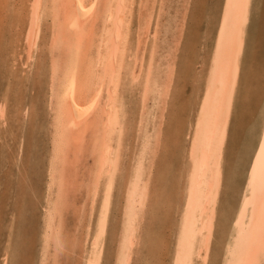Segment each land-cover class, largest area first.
<instances>
[{
    "label": "bare ground",
    "instance_id": "6f19581e",
    "mask_svg": "<svg viewBox=\"0 0 264 264\" xmlns=\"http://www.w3.org/2000/svg\"><path fill=\"white\" fill-rule=\"evenodd\" d=\"M137 1L139 10L135 18L137 19L136 31L133 33L138 32L136 35L138 42L134 41L136 37H131L134 45H137V48L141 42L151 40V48L159 49L160 35L149 33L157 0H32L31 9L27 7L30 9L26 32V42L31 54L29 59H32V52L37 48L43 35L42 25L45 17L49 16L52 20L50 33L52 39L50 44L51 84L50 95H46V98L49 97L50 149L46 165V192L42 207L43 225L42 223L41 225L43 229L40 226L42 229L40 242L38 240L40 255L39 258L36 256L38 264H49V262H51L50 264H60L61 256L69 255V253H78L83 264L103 263L105 244L108 245L106 240L110 238L108 236L109 225L112 222L110 218L113 217L110 216L112 200L115 198L113 193L122 172L121 162L125 159L122 160L121 155L124 150L123 142L126 132L124 120L127 113L126 104L124 105L122 102L120 87L123 76L128 75L126 73L132 68L129 67L132 61L129 62L127 59L129 53H133L135 57L133 64L136 65L137 59L139 61V63L137 62L140 67L139 73L133 79L135 81L142 80V103L144 104L142 106L145 109V105L150 99L155 111L151 121L148 120V115L144 110L139 120L137 119L139 130L136 133L138 136V141L137 139L136 141L138 147L131 158V173L127 176L124 184V194L122 193L123 198L121 197L123 200L119 202V223L117 222L119 227L111 230V234H117L119 238L113 264H132L133 262L134 250L138 243L137 234L140 231L148 200L149 183L157 158L156 154H158L161 144L160 137L164 125L162 122L165 119L166 108L170 106L173 110L169 96L175 82L176 68H178L175 66L177 59L175 60L174 50L173 54L168 52L171 59L166 60L165 68L162 69L164 72L156 68L159 67L158 64H154L156 51L153 49L149 51V55L147 54L150 60L146 62L148 64L145 67L141 62L144 54L142 53L140 57L136 58L140 52L138 53L135 48L134 52L130 51L131 47L128 50L130 33L135 20L133 7ZM163 1L159 0L160 9L158 8V11L164 8L165 2ZM170 1L172 2V0ZM192 1L181 0L179 2L181 6L175 8L172 25L170 28L168 26L166 28L167 32L171 28L173 31L179 32L173 36L172 47L174 49L181 41L180 38L189 17ZM203 1L205 2V0ZM253 1L219 0L214 8L212 7V12L216 17L214 23L211 22L210 29L212 28L211 32H214V36L211 38L212 44L208 49V58L205 60L206 62L203 60L204 71L200 76H196V82L200 83V87L196 88V102L193 105L195 110L184 119L187 120L188 125V132L185 136L186 145L182 151L185 161L183 167H179L180 170L177 174L179 176L176 179L177 185L180 186L182 183L179 187L182 198L170 264H217L213 262L217 261L214 257L218 258V264H264V105L259 129L257 134H254L256 135L255 139L248 149L247 160L245 159L246 168L243 170L245 174L243 180H240L242 186L240 184L241 188L238 187V190L236 188L238 184L234 187L236 191L233 192L232 208L224 213L226 215L230 212L228 216L223 215L226 221L223 219L224 224L222 225L226 226L227 230L222 229L221 238L218 237V240H221L218 241L220 250L218 249L215 256H212V251L215 248L213 245L217 243L218 224L216 222L220 223L217 220L220 213L218 207L224 193L225 183L229 184V181H232L229 178V164L227 163L228 139L234 111L237 108L235 107L236 101L240 91H243L240 88L243 84V88L247 85L246 82L240 87L242 82L240 80L241 78L244 80V54L247 49V40H249L252 9H254ZM203 31L200 30V32ZM250 42L252 41L250 40ZM41 50L43 49L41 48ZM170 51L172 50L170 49ZM147 57L146 59H148ZM26 60L28 61V59ZM245 69H248V66ZM18 78L20 79L19 76ZM128 81L130 80L128 79ZM128 81L126 80V82ZM126 82L125 85H127ZM128 86L130 87L131 84ZM141 87L139 86V88ZM5 101L4 99L0 101V124L3 126L6 117ZM174 112L172 111L173 115ZM149 123L151 124L149 125ZM147 128L151 129L147 130ZM86 144L89 145L88 151H84ZM87 158L92 159L89 170L85 174H79L78 180L72 181L74 174L72 170L74 172L75 169H78L79 164L83 165ZM179 168L176 167V169ZM176 169L173 170L176 171ZM226 173L229 174L226 176ZM167 181L169 180L167 179ZM234 188L232 187V189ZM80 196L85 201L78 205L77 201L81 199ZM116 199H118L117 196ZM71 209L75 210L77 214L74 220H77L79 225L83 223V227L81 226L82 235H79L77 227L80 226L78 225L75 226L74 231L72 228V233L64 229L63 215ZM114 222L116 223V219ZM14 235L11 226L8 234L9 243L4 249L2 264H13L11 252L15 249L12 250ZM21 247L23 246L21 245ZM37 247L39 249V246Z\"/></svg>",
    "mask_w": 264,
    "mask_h": 264
},
{
    "label": "rangeland",
    "instance_id": "374dc122",
    "mask_svg": "<svg viewBox=\"0 0 264 264\" xmlns=\"http://www.w3.org/2000/svg\"><path fill=\"white\" fill-rule=\"evenodd\" d=\"M157 1L159 2V0ZM180 1L172 0L171 2L170 0H166V1L164 0L163 1L165 2V4L163 3L164 8L161 9V11L160 10L158 11L160 3L157 2L154 8L152 25L149 29V33H151L152 35L155 33L156 35L157 34L160 35L159 49H155V50L151 48L152 47V42H150L151 40L141 42L140 46H138L137 48H136L137 45H134L133 38L131 37L134 38L136 37L135 38L136 40L134 39V41L135 43L138 42L136 36L138 32L133 33L134 31H136L137 19L135 18L137 17V13L139 10L138 1L137 4L133 7V16H135L133 18L135 20L133 21L132 32L130 33V42H129L130 44L128 45V50L130 47H131L130 51L132 52H134L137 49L138 53L139 52L140 53L137 54L136 58L140 57V55L143 53L144 58L142 59L141 62L142 65L144 64L145 67L148 64L146 62H149L150 60L148 53L151 49H153L154 51H156V53L154 54V64L155 65L158 64L159 67L156 68L161 70L165 68L166 60L168 61L171 59L169 53L173 54V50H174L175 60L177 59L175 62L176 63L175 66L178 67L176 68V70L179 71L178 72L176 71L175 82L173 83L169 96V99L172 102L171 105L173 106V110H171L170 106H168L169 108L168 107L166 108L165 119L162 122L164 125L162 128L163 131L161 134L162 136L160 137V141L161 144L162 143L163 144L162 146L160 144L158 149L159 150L158 154H156L157 158L155 159V166L152 171L153 178L151 177L149 183L151 188L149 187V193L147 197L148 200L146 203L147 206L145 205L140 231L137 234L138 243L136 245L137 247L134 250L132 264H170L172 245L174 241L173 239H174V234L177 230L176 228L180 216V204L182 198L180 191L181 189H179L182 183H180V186L177 185L176 179L179 176L177 175L178 171L180 170L181 167H183L185 161V158H183L182 151L185 149V145H186L185 136L186 133L188 132L187 131L188 125H187V120L184 119H186L195 110L193 105L196 102V93H197L196 91L198 87H200V83L196 82V76H200V74L204 71L202 68V66L203 67L205 66L203 62L208 58V53H209L208 49L212 44L211 38L212 36H214L213 34L214 32L213 31L211 32L212 28L210 29V26L212 24L211 22H213L216 17L215 14L212 12L213 11L212 7L214 8V6L218 3L219 0L218 1L205 0V2L203 0H193L192 1L193 4L191 5V9L189 11L190 12L189 17L186 20V24L184 28L185 32L184 31L182 32V36L180 38L181 41L179 42V44L176 46L175 49L174 47H172L173 36H175V34L177 35V33L179 32L173 31L172 28L169 30V32H167L166 28L167 26L169 28L171 27L172 25L171 21L176 12L175 8L177 6H181V3H179ZM198 1L201 2L203 1V2L199 3ZM255 1L257 2L255 3ZM31 5H32V0H0V101L4 99V101L6 100L5 102L7 103L6 104L4 102L6 105L5 106L6 117L4 119L5 125L3 126L0 124V264L3 263L4 249L9 243L8 234L10 232L11 226L13 227V235L15 234L14 241L12 242V250L14 248L15 249L11 252L13 264L16 263L38 264V258L40 255V243H39L41 238L40 233L42 232L43 229L42 207L44 206L43 198L46 192V183H45L46 167H47L46 165H47V158L50 149V144H49L50 112L48 108L49 107L48 96L50 95V84H51L50 58H52V55L50 52V44L52 42V39L50 37V33H51L52 20L50 19L49 16L45 17L42 25L43 35L41 36L40 41L38 42L37 48L34 49L32 52V59L31 58L29 59L28 57L31 54L29 52L26 42V32L29 23V11L31 9ZM27 7L30 9H28ZM253 7H254L253 17L251 19L249 35H248L249 40H247L248 41L247 49L244 54L245 65H243L244 67L243 79L245 80L247 77V80H245V82L244 80H242V78L240 80L242 81L240 87L242 86L243 83L246 84V82L247 85H245V87L243 88L244 86L243 84L242 88H240V90H243L245 92L240 91L239 98L236 101L235 107H237L238 109L236 108V110L234 111V115L231 123V127L235 129L230 127V135L228 139L227 163L229 164V168H228L230 173L229 178L232 179V181L230 180L231 182L229 181V184L225 183L224 187L226 188L227 186V188L226 189L224 188L223 190L224 193L221 196L220 204L218 207V211L220 213L218 214L217 220L220 223L216 222V224H218L217 232H216L217 243H215L214 241L215 244L213 246L215 248L212 251V256H215L216 254L215 252L216 251L218 252V249L220 250L219 247L220 242L218 243V241L221 240H218V237L220 236L221 238L222 229L225 228V230H227L226 226L224 227L222 225L224 224V220L226 221V219L223 217L228 216L229 215L228 213L230 212H228L226 215L224 213L232 208L231 205L233 204L234 201L233 192L236 191L234 187L236 186V184H238V186H236L238 190L239 185L241 184L242 186V181L240 180H243L244 178L243 175L245 173L243 170L244 168H246L245 162L247 160L248 149H250L249 147H251V143L255 139L256 135L254 134H257L256 132L259 129L258 126H260L261 115L264 105V0L263 1L254 0ZM209 13L212 15H210ZM208 15L209 17L207 18ZM21 28L25 30L23 29L21 30ZM200 30L201 31L204 30V31L200 32ZM165 33L166 35H164ZM134 34L135 36H133ZM46 38L48 39V41ZM250 40L252 42H250ZM203 42L204 43L206 42V44H204ZM41 48L43 50H41ZM170 49L172 51H170ZM23 51H25L26 54ZM165 54L168 56H166ZM44 55L45 58H43ZM146 57L148 59H146ZM134 58L135 57L133 53H129V55L127 56L129 62L132 61V63L129 66L130 68L131 67L132 68L131 69L129 68L130 70H128V73H126L129 75V77L128 75L124 74L125 77L123 76V81L121 82L122 84L120 87L123 98L122 102L124 105L126 104V107L125 106L124 107L126 108L125 110L127 113L126 119L124 120L126 127L125 139L123 142L124 150L121 155L122 157L121 159L122 160L124 158L125 159L123 162H121L123 164V165L121 164L122 175L120 174L117 180L118 184L116 183L115 186L117 188H115L113 193V197L115 198H113L112 200V206H111L112 212L110 211L111 214L110 216H113L111 217L112 219L110 218V220L112 221L111 224L109 222L110 225H109L108 236L110 238L107 236V239L109 238L108 240L110 241L106 240L107 241L106 243L108 245L105 244V251H107L106 253L108 254H106L104 251L105 258L103 257L102 264H113L114 262L113 261L115 255L114 253L116 251L119 238L116 233H115L116 235L111 234L112 232L111 230H113L112 228L119 227L118 225L119 223L118 215L120 212L119 202H122L123 200L122 198L125 187L124 184L126 182V179L128 178L127 176H129V174L131 173V164H132L131 158L133 154H135V151L137 150L138 147V142H137L138 136L136 134L137 131L139 130V127L137 125L138 120L143 110L148 115V120L150 121L152 119L153 113L155 112L153 110V103L151 102L150 99L148 103H146L145 109L143 108L144 106H142L143 104L142 87H141L142 80L140 79L141 81L140 80L135 81L133 79L134 77H136V74L139 73L138 70L140 68L138 65L139 63L138 59L136 61V65L135 63L133 64V61L135 60ZM26 59H28L29 62ZM44 59L45 61H43ZM36 62L38 65L36 64ZM20 64L24 67H22ZM42 66L44 69L42 68ZM247 66L248 69H245V67ZM25 67L28 68L26 69ZM46 68L47 69L49 68L48 69L49 71ZM162 72L164 71L162 70ZM130 73L131 75L133 74V76H131ZM18 76L20 77V79L18 78ZM30 79H34V80L32 81ZM125 79L127 81L129 79L130 80L128 81L129 83L126 82ZM125 82L127 85L124 84ZM130 84L132 88L131 86L130 87L128 86ZM138 84L141 88H139ZM242 92L244 96L242 95ZM46 95H48L47 98ZM133 96L136 99L135 98L133 99ZM241 98L243 100V103ZM137 111L138 112L140 111L139 114ZM172 111H175L174 115L172 114ZM150 124L151 123H149V125ZM234 124L236 125L233 126ZM150 129L151 128H147V130ZM169 131L171 133L173 132L172 133L173 135ZM176 134L178 135L177 138H176L177 136ZM163 136L165 139L163 138ZM183 137L184 140H182ZM86 145L87 146L85 147L84 151H88L89 145L88 144ZM245 147L247 148L245 149ZM128 153H130V155H128ZM83 156L85 157L84 154ZM84 157L82 159H84ZM128 161L130 162V164ZM80 164L78 166L79 167L78 169H75L74 172L72 170V173H74L72 175V179H73L72 181H74V179L78 180L81 173L85 174L89 170L90 166L92 165V159L87 158L86 162H84L83 165ZM175 166L180 168L176 169ZM173 169H176V171ZM167 173L169 174L168 177H167L168 175ZM229 173H226V176ZM167 179L169 181H167ZM241 186L239 188H241ZM232 187L234 189H232ZM82 196H80L82 200L79 198L80 202L77 201L78 205L83 204V202L85 201ZM116 196L118 197V199H116ZM113 202H114V206H113ZM71 210H69L68 213L66 211L63 215L64 223H65L64 229H66L67 232L69 231L70 233H72V231L75 230L74 229L75 226L77 227L78 225L80 227L79 228L77 227V230H79V235H82L83 223L79 225V223H77L78 221L74 220L77 214L75 213V210L73 211ZM113 218L114 220L116 219V223L118 222L117 224L114 222ZM219 225L222 226L220 227ZM40 226L42 229L40 228ZM218 227L220 228L218 229ZM21 245L23 247H21ZM37 246H39V249ZM64 255L61 256L60 264H83V260L81 259V256H79L78 253L77 254L69 253V255L68 254H64ZM73 255L75 256V259ZM214 259L218 261V258L214 257ZM217 261L214 260L213 262L218 264ZM50 263L51 262H49V264Z\"/></svg>",
    "mask_w": 264,
    "mask_h": 264
},
{
    "label": "crops",
    "instance_id": "0c3cea01",
    "mask_svg": "<svg viewBox=\"0 0 264 264\" xmlns=\"http://www.w3.org/2000/svg\"><path fill=\"white\" fill-rule=\"evenodd\" d=\"M252 13H253V9H252ZM253 17V16H252ZM252 19V18H251Z\"/></svg>",
    "mask_w": 264,
    "mask_h": 264
}]
</instances>
